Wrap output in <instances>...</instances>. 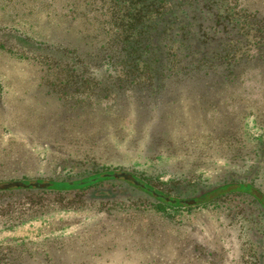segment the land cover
Masks as SVG:
<instances>
[{"label":"rangeland","instance_id":"obj_1","mask_svg":"<svg viewBox=\"0 0 264 264\" xmlns=\"http://www.w3.org/2000/svg\"><path fill=\"white\" fill-rule=\"evenodd\" d=\"M209 1L264 18V0ZM113 26L106 0H0V38L58 51L46 66L0 41V186L52 184L0 190V264H264V26L238 29L237 81L178 95L97 55ZM102 172L197 204L161 205L123 179L64 185Z\"/></svg>","mask_w":264,"mask_h":264},{"label":"trees","instance_id":"obj_2","mask_svg":"<svg viewBox=\"0 0 264 264\" xmlns=\"http://www.w3.org/2000/svg\"><path fill=\"white\" fill-rule=\"evenodd\" d=\"M97 3L105 6V0H97ZM106 3L113 14L115 34L97 55L134 68L143 66L146 75L155 81L152 88L148 89L151 93H217L222 85L237 81L239 75L235 69L239 62L245 60L236 56L238 45L243 41L239 39L240 25L248 28L264 26L263 17L250 14L248 19V16L242 18L235 15L239 18L236 19L229 13L221 12L218 6L213 8L209 0H106ZM259 40L258 44L264 46L261 41L263 36ZM0 41L2 45H12L6 51L15 50L21 58L34 63L43 62L47 66L58 57V51L37 42L31 43L21 36H3ZM259 53L264 51L260 49ZM71 59L77 60L75 55ZM225 63H228L227 73H224ZM127 72L131 73L130 77L137 78L135 70ZM64 73V70L58 72L60 75ZM52 74L54 77L57 73ZM230 76L231 79L228 78ZM176 83L183 84L181 88H174L172 85ZM116 174L95 173L78 181L65 182L64 185L70 190H88L102 181L117 180ZM135 179L136 182H125L146 192L161 205L184 204V201L172 199L153 186L139 181L136 177ZM23 183L26 186L0 190L37 191L45 194L52 188L49 183ZM42 184L46 187H40ZM247 187L251 188L240 185L243 190ZM229 189L232 190L231 186L225 184L206 192L202 199L209 200L213 196H220L231 191ZM254 196L264 206V197L258 192Z\"/></svg>","mask_w":264,"mask_h":264},{"label":"water","instance_id":"obj_3","mask_svg":"<svg viewBox=\"0 0 264 264\" xmlns=\"http://www.w3.org/2000/svg\"><path fill=\"white\" fill-rule=\"evenodd\" d=\"M116 178L136 182L135 177L132 174H128V173L116 174ZM24 186H26V185L23 182H14V183H9V184H5L3 186H0V189L8 190L11 188L24 187ZM40 187L45 188L46 185L42 184V185H40ZM184 204L189 205V206H194L196 204V201L195 200H188V201H184Z\"/></svg>","mask_w":264,"mask_h":264}]
</instances>
